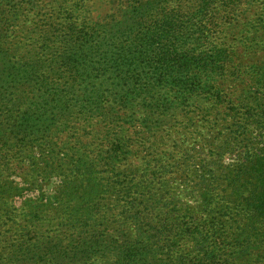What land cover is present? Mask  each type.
Wrapping results in <instances>:
<instances>
[{"label":"trees","instance_id":"1","mask_svg":"<svg viewBox=\"0 0 264 264\" xmlns=\"http://www.w3.org/2000/svg\"><path fill=\"white\" fill-rule=\"evenodd\" d=\"M92 1L0 0V264H264V0Z\"/></svg>","mask_w":264,"mask_h":264},{"label":"rangeland","instance_id":"2","mask_svg":"<svg viewBox=\"0 0 264 264\" xmlns=\"http://www.w3.org/2000/svg\"><path fill=\"white\" fill-rule=\"evenodd\" d=\"M92 11H93V17L94 18H99V17H105L108 13L112 12V7L115 9V13L117 11V15L120 14L121 9H125L128 5H129V0H93L92 1ZM48 10L46 9L44 12H47ZM33 20L35 19V12L33 11L31 13ZM29 27V26H28ZM27 34L25 33H20L19 36H17L15 39H25V36ZM240 55L242 58V62L246 65H250L252 64L254 61L257 60V58L259 57V59L262 57L260 55H255L251 52V50H240ZM181 138L180 141L181 143H184L186 146H189L187 149H185L184 151H189L192 147V143L196 142L191 141L190 139L187 138V134L182 133L181 136L179 137ZM198 144V143H197ZM207 151L210 148H205ZM234 156H228L225 160V164L229 165L234 161ZM142 161V157H140L136 162L139 163ZM180 184V183H178ZM179 187L182 189L183 186L180 184ZM31 192L38 195V200H42L45 199L46 197H50L52 195H55L57 192V185L56 184H49V183H45L42 184L40 186H36L34 184H31ZM180 198L182 199V195H180ZM193 205H199L200 202L199 201H192L191 202Z\"/></svg>","mask_w":264,"mask_h":264}]
</instances>
